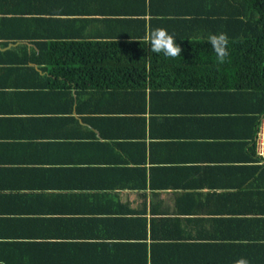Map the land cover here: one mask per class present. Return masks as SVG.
I'll use <instances>...</instances> for the list:
<instances>
[{"label": "crops", "instance_id": "0c3cea01", "mask_svg": "<svg viewBox=\"0 0 264 264\" xmlns=\"http://www.w3.org/2000/svg\"><path fill=\"white\" fill-rule=\"evenodd\" d=\"M202 2L0 0V264H264L252 102L55 76L63 45L143 41Z\"/></svg>", "mask_w": 264, "mask_h": 264}, {"label": "trees", "instance_id": "16d2710c", "mask_svg": "<svg viewBox=\"0 0 264 264\" xmlns=\"http://www.w3.org/2000/svg\"><path fill=\"white\" fill-rule=\"evenodd\" d=\"M202 3L204 8L193 11L192 19L163 18L158 21L159 26H150L149 34L156 28L173 33L182 50L180 55L154 52L146 39L66 44L60 50L65 58L53 59L58 72L55 76L83 89L92 86L102 90L113 87L115 92L131 89L133 95L143 96L144 100L147 87L152 92L157 86L155 76L161 79L166 76L171 82H188L187 87L217 85L252 102L260 126L264 117V0ZM221 33L227 36L228 55L223 62L216 59L208 40L210 34Z\"/></svg>", "mask_w": 264, "mask_h": 264}, {"label": "clouds", "instance_id": "9594fccd", "mask_svg": "<svg viewBox=\"0 0 264 264\" xmlns=\"http://www.w3.org/2000/svg\"><path fill=\"white\" fill-rule=\"evenodd\" d=\"M145 39L150 42V47L154 52H163L166 56H176L181 54L182 50L180 44L177 43L178 39H176L173 33H170L165 28L154 29L147 37H145ZM208 40L217 54L216 59L223 62L228 55L225 47L227 43L226 34H210ZM236 264H249V262L247 259L241 258Z\"/></svg>", "mask_w": 264, "mask_h": 264}, {"label": "built area", "instance_id": "2783aa9c", "mask_svg": "<svg viewBox=\"0 0 264 264\" xmlns=\"http://www.w3.org/2000/svg\"><path fill=\"white\" fill-rule=\"evenodd\" d=\"M257 147L259 149L260 155L264 156V121L260 126L258 137H257Z\"/></svg>", "mask_w": 264, "mask_h": 264}, {"label": "rangeland", "instance_id": "374dc122", "mask_svg": "<svg viewBox=\"0 0 264 264\" xmlns=\"http://www.w3.org/2000/svg\"><path fill=\"white\" fill-rule=\"evenodd\" d=\"M261 125H262V123H261Z\"/></svg>", "mask_w": 264, "mask_h": 264}]
</instances>
